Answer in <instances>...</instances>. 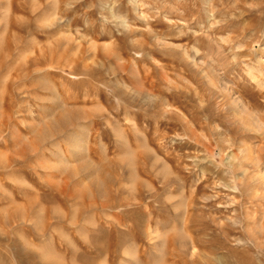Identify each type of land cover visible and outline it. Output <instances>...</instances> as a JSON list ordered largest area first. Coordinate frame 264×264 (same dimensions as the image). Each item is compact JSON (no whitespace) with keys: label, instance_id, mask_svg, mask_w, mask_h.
<instances>
[{"label":"rangeland","instance_id":"374dc122","mask_svg":"<svg viewBox=\"0 0 264 264\" xmlns=\"http://www.w3.org/2000/svg\"><path fill=\"white\" fill-rule=\"evenodd\" d=\"M0 264H264V0H0Z\"/></svg>","mask_w":264,"mask_h":264},{"label":"bare ground","instance_id":"6f19581e","mask_svg":"<svg viewBox=\"0 0 264 264\" xmlns=\"http://www.w3.org/2000/svg\"><path fill=\"white\" fill-rule=\"evenodd\" d=\"M249 75H250V73H248ZM251 76V75H250ZM252 77H253V75H252ZM260 80V79H259ZM239 113H240V111H239ZM238 113V114H239ZM243 114V113H242ZM247 114V113H246ZM242 116H244V115H242ZM248 116H249V114H248ZM248 116H246L245 115V117H243V119H245L246 117L248 118ZM252 118V117H251ZM251 118H249V119H251ZM242 119V118H241ZM254 119V118H253ZM252 120V119H251ZM242 121V120H241ZM247 121V120H246ZM254 120H252V122H253ZM244 122V121H243ZM246 123V122H245ZM244 124V123H243ZM247 124V123H246ZM245 126V125H244ZM249 126V125H248ZM252 128V127H251ZM258 128H260V127H258ZM246 129V128H245ZM254 130V129H253Z\"/></svg>","mask_w":264,"mask_h":264}]
</instances>
